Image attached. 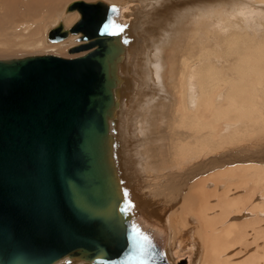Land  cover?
Wrapping results in <instances>:
<instances>
[{
  "label": "water",
  "instance_id": "water-1",
  "mask_svg": "<svg viewBox=\"0 0 264 264\" xmlns=\"http://www.w3.org/2000/svg\"><path fill=\"white\" fill-rule=\"evenodd\" d=\"M131 6L71 0L45 41L72 56L0 58V264H172L122 150Z\"/></svg>",
  "mask_w": 264,
  "mask_h": 264
},
{
  "label": "bare ground",
  "instance_id": "bare-ground-1",
  "mask_svg": "<svg viewBox=\"0 0 264 264\" xmlns=\"http://www.w3.org/2000/svg\"><path fill=\"white\" fill-rule=\"evenodd\" d=\"M105 1L117 4L132 3L131 12L136 19L132 24L135 37L133 43L125 51L124 57V73L131 77L132 88L131 93L120 101L122 124L119 126L122 150L141 213L149 219L151 225L155 226L161 235L165 234V252L171 263L177 264V258L182 257L184 263L195 264L198 257V264H212L211 261H217L214 264H264V249H260L259 244H256L254 252L240 263L231 262L227 258L229 255H225L224 252L233 244L244 243V238L247 233L249 235L250 231L252 236L253 232H256L255 235H258V232L261 233V230H257L263 224L261 223L263 220L261 221L259 217L264 218L262 217L264 215V163H261V160H264L262 152L264 146H257L258 149H254L259 144L258 142L262 143L264 140V4L255 9V11L259 10L263 18H259L260 15L258 17L255 11H247L237 6L233 9L234 12L229 13L215 9L210 15H205L208 17L198 18L201 23L195 26L196 31L200 29L202 32L198 40H194L197 36H191L192 27H187L185 35H179L181 30L176 34L177 37L172 42L171 48L175 47L178 50L180 45L183 46L182 40L179 42V37H184L187 45L186 51L179 58L177 82L176 78L175 81H171L172 70L166 76L168 85L171 82L175 85L172 93L175 96L178 94L179 98V108L171 109L170 120L172 119V122H168L170 126L174 124L173 129L177 130L169 134V137L177 136L176 141L171 139L168 142L172 143L171 165L165 164L164 161H155L148 150L151 162L154 165H162L165 170H168L158 175H162L161 182H159L161 184H159L152 173L154 165L149 162L144 165L141 163L143 161V155L140 153L142 141L138 135L137 125L139 122L142 123L145 133L147 127L148 130L152 129L153 125H155L153 128L156 127L154 122L160 121L161 116L163 118L165 111L171 107L167 104L171 96L168 90L166 92L157 83V87L147 83L145 53L148 38L146 35L153 37L159 31L164 17L168 16V21L176 19V15H180V20L186 18L185 16L193 9V11L196 10L198 0H189V6L186 3V7L179 5L174 9L168 7L167 1L157 0L151 10L152 13L149 11L150 2L148 1ZM261 1L264 2V0ZM62 9L55 15L50 26L56 22ZM196 12L207 14L199 9ZM77 17V12H68L62 16V22L68 26ZM160 39L159 46L151 55L153 58L149 56L152 61L150 71L156 82H158V77L153 66L156 63L159 64L158 56L160 57L162 52L160 44L167 38L163 36L162 42ZM72 44H74L73 36H68L61 42L48 45H51L52 49L57 50L63 47L66 50ZM56 50L45 53L72 56L67 55L66 52L65 55H60L59 50ZM156 58L157 61H155ZM170 61L173 64L174 59ZM162 75L164 78L165 75L161 74V77ZM159 107L160 109L166 108V110L160 112ZM223 127L225 130H221ZM157 128H154L156 132ZM163 137L162 134L161 136L156 134L153 137L151 135L148 142L154 147L153 144L155 142L158 144L157 141ZM187 137L190 138L186 139ZM252 147L253 149H250ZM246 150H251L247 157L244 155ZM229 163H233L235 168L230 169ZM172 165L175 166V170L171 169L174 168ZM216 166L224 171L221 175H219L220 172L214 173L215 170L212 173L209 172L212 179L216 180L214 183L198 181L191 185L186 195L184 191H181L179 182L184 183L189 177L201 176L202 172ZM178 170L184 174L181 181L177 178V183L173 175ZM164 172L165 174L170 172V180L168 174L163 175ZM246 172L247 175H244ZM177 174L180 175V173ZM221 178L225 182L220 185L219 179ZM157 184L161 186L157 188ZM250 184L251 187L248 186ZM217 186H220V189H217ZM207 187L213 190L207 191ZM163 191L168 196L170 195L169 198L172 201H178L180 194H183V198L180 199L181 211L178 210L182 219L176 216L178 219L176 223L178 222L182 228L178 229V232L170 228L169 217V211L176 206V203L173 202L171 206H167V200L170 201V199L165 198ZM259 193L262 196L254 199ZM212 196H216V200L210 204L211 199L209 198ZM241 213L249 214L251 219L244 221L245 217H249ZM189 214L192 215V221L188 219ZM188 222L197 226V233L194 228L187 225ZM161 235L157 237L156 243L162 239ZM220 250L222 256L219 254ZM212 258L213 260H210ZM75 264L83 263L78 261Z\"/></svg>",
  "mask_w": 264,
  "mask_h": 264
},
{
  "label": "rangeland",
  "instance_id": "rangeland-1",
  "mask_svg": "<svg viewBox=\"0 0 264 264\" xmlns=\"http://www.w3.org/2000/svg\"><path fill=\"white\" fill-rule=\"evenodd\" d=\"M67 1H69V0H0V57L4 58V57L22 56L25 54H33V53L54 52V50H56V49L50 48L51 45H48L45 42V33H46V30L49 28V26L53 23V19H54L55 15L62 9L63 5ZM114 1L120 2L123 0H114ZM142 1L150 2L149 11L152 13L151 10L153 9V6L156 3L155 1H157V0H142ZM151 1H152V3H151ZM165 1L168 2V7H171V9H174L175 7H177L179 5H181L183 7H184V5L186 7L187 4H188V6L190 5V3H188L189 0H165ZM263 4H264V2H262L261 0H215V1L206 0L204 2H203V0H198L197 5L195 6L196 10L193 11L194 10L193 9L188 15L185 16L186 18L180 20V17H179L180 15H176L177 16L176 19L168 21V18H167L168 16L164 17L163 20L161 21L160 26H159V29H158L159 31H157L153 35V37H151V36L149 37L148 35H146L148 38V43H149V44L147 43V49H146V53H145L146 58H147L146 69L148 72L147 83L151 84L152 86L154 85V87L156 86V83H157L163 89H165L166 92L168 90V93L171 96V100L170 101L168 100L167 104L169 106L171 105V107L169 110L168 109L166 110V108L160 109V107H159L160 112L161 111L164 112V110H166L164 113L165 116L163 118L161 116L160 121L156 120L154 122L156 124V127H154V128L158 127L157 129L160 131L157 130V132H156V130L153 128V126H155V125L151 126L152 125L151 124L150 126L152 127V129L148 130V127H147V131L145 133L143 128H142V123L140 124V122L138 121L139 123L137 125L138 126L137 130H138L139 138L142 141L140 153H141V155H143V161H141V163L143 165L145 163L147 164L148 162L151 163L152 165H154L150 160L148 150L150 151V154L153 156L155 161H157V162L158 161H164L165 164L168 163L169 165H171L170 159L172 158V155H173V151L171 149L172 143H168V142L171 139L173 141L174 140L176 141L177 136H170L169 137V134L171 133V131L175 132L177 130H176V128L173 129V127H175L174 124L172 126H170V124L168 122H170V121L172 122V119L170 120L171 113H172L171 109H173V107L177 108V109L179 108L178 107L179 98H178V94H177V96H175L172 93V89L174 88L175 85L173 82H171L173 84L170 83L168 85L167 80H166V76H168L169 71L172 70L171 71V75H172L171 81H175V78H176V82H177V79L179 78V76L177 75L179 58L186 51V45H187L184 37H179V42H180V40H182L181 42L183 43V46L180 45L178 47V50L175 47L171 48L173 45L172 42L174 41L175 37H177L176 34L178 32H180V30H181L179 35H185V31L188 30L187 27H189V28L192 27L193 32H192L191 36H197L196 39L194 37V40H198L199 37L202 35V32L200 31V29H197V31H196V27H195L196 25H199V23H201L198 19L199 17L206 18L208 16H205V15H210L211 13H213L215 11V9H217V10L220 9L221 11H225L226 13L234 12L233 9H236L235 8L236 6L240 7L241 9L247 10V11L251 10L253 12V11H255L256 7H258L259 5L263 6ZM171 9H170V11H171ZM198 9L201 10L202 13L207 12V14H197L196 11H198ZM179 12H181V10ZM255 12H256V14H258V17L260 15L259 18L262 17L259 10H256ZM253 15H254V13H253ZM150 16H151V14H150ZM191 22H195V23H191ZM198 30L200 32H198ZM163 32H164V34H162ZM162 35L166 36V38H167V40L165 42H162V40H161L163 38ZM159 39L162 42V44H160L161 45L160 51H162V52L160 53L161 54L160 57L158 56V61H157V58L155 59V61L159 62V64L156 63L158 66L156 64H154V66H153V67H155V70L157 72V77H158V82H156V80L153 78V75L151 74V71H150L151 67H152V65H151L152 61L150 60L149 56H151L152 53L155 52V50L159 46ZM190 39H192V38L190 37ZM56 51H58V53L60 55H65V48H63V47L57 48ZM193 51H194V49H193ZM186 55H188V53ZM172 58L174 59L173 64L170 61ZM160 61H161V63H160ZM161 74H164L165 77L163 78V75L161 77ZM154 91H155V88H154ZM175 102H176V105H174ZM144 112H145V109H144ZM139 124H140V127H139ZM167 126L169 128H167ZM153 130H154V132H153ZM221 130H225V128L223 127ZM160 132L162 135H164V137L162 138L163 140L159 139L157 141L158 144L155 142L156 144L154 143L153 144L154 147H152L151 146L152 144L150 145L148 140L151 138V135H152V137L156 134H158V136L159 135L161 136ZM188 138H190V137H187L186 139H188ZM258 143L259 144L256 145L254 147V149H258L257 146H262V147L264 146V140L262 143L261 142H258ZM148 144L150 146H148ZM158 146H160V147L158 148ZM262 147H260V148H262ZM250 149H253V147ZM250 151L251 150H246V152H244V155L247 157V155ZM158 152H159V154H158ZM262 152L264 153V151H262ZM177 161H179V159H177ZM200 161H203V160H200ZM244 161L247 162V160H244ZM261 163H264V160H261ZM189 165H187V166H189ZM243 165H245V164H243ZM172 167H174V168H171L172 170L176 169L175 166L172 165ZM228 167H231L230 169L235 168L233 163H229ZM228 167H227V169H229ZM242 167H248V166H242ZM220 168H219V166H216L215 168H212L210 170L207 169L206 171L202 172L201 176H194L193 178L189 177L187 179V181H185L184 183H183V181L181 183L179 182V186L181 187V191H184L185 195H186V193L189 191L191 185L195 184L198 181L214 183L216 180L212 179V175L210 173H212L215 170L214 173L218 174L220 172L219 175H221V173H223L224 170H222ZM153 169L154 170H152V173L155 176L156 180H158V183L161 182L160 178L162 175H160V176H158V175L161 174L162 171H168V170H165L164 166H162V165H154ZM179 171L180 170H178L177 173H180V175L177 173L173 175V178L175 179V181L177 183H178L177 178H179V180L181 181V177H183L182 175L184 174V173H182L183 172L182 169H181L182 172L181 171L179 172ZM166 174H168V179H169L170 172H167ZM166 174H165V172L163 173V175H166ZM244 175H247V172L244 173ZM224 182L225 181H223L222 178L219 179L220 185L223 184ZM159 184H161V183H159ZM163 185L164 184H162V186ZM158 186H161V185L157 184V188H158ZM248 186L251 187V184ZM160 189L162 190V188H160ZM217 189H220V186H217ZM206 190L212 191L213 189L210 187H207ZM238 191L240 192L241 190H238ZM163 195L165 196V198L170 197V195L168 196L167 194H165V192L163 193ZM257 196L260 197L262 195H261V193H259L258 195L255 196L254 199H256ZM181 198H183V194H180L178 201H172L170 198H169L170 201L167 200L168 201L167 206H171L173 202L176 203V206H174L173 209L169 211V214H170L169 217H170V221H171L170 228L174 232H178L179 230L182 229L181 226L178 225V222L176 223V219H177L176 216H178L179 219H182L181 214L178 213V210H180V206L182 204V202H180ZM209 199H211L209 201V203L211 204L214 200H216V196H212ZM261 199H262V197H261ZM263 201H264V198H263ZM263 205H264V202H263ZM263 213H264V210H263ZM241 214L247 215V217L250 216L247 213H241ZM254 217H258V216H254ZM262 217H264V215ZM188 219L189 220L192 219L191 214L188 215ZM231 219H233L232 216H231ZM248 219H251V218L245 217L244 221H246ZM259 219H261V221L262 220L264 221V218L259 217ZM263 221L261 222V223H263V224H261L262 227L257 228V230H261V233L258 232V235L257 234L255 235L256 232H253L254 234L252 236L250 234L251 233V231H250L249 235L247 233V235H246L247 237L245 236L244 243L233 244V245H231L232 248L230 247L231 249L228 248V250L226 249L224 251L226 253V254L224 253L225 255H229L227 258L231 262H236V261H237L236 263L244 262L254 252L253 250H255L256 244H259L258 247L260 249H262V250L264 249V222ZM240 222H241V220H240ZM187 225L194 228V230L197 233V229H196L197 226L192 225L189 222L187 223ZM252 237L254 240L252 239ZM227 251H228V253H227ZM219 254L222 256L221 250H220ZM201 257H200V260H201ZM210 260H213V258ZM198 262H199V259L197 257L195 264H198ZM211 262H212V264H214L217 261H211ZM223 264H225V263H223Z\"/></svg>",
  "mask_w": 264,
  "mask_h": 264
},
{
  "label": "snow or ice",
  "instance_id": "snow-or-ice-1",
  "mask_svg": "<svg viewBox=\"0 0 264 264\" xmlns=\"http://www.w3.org/2000/svg\"><path fill=\"white\" fill-rule=\"evenodd\" d=\"M105 28H107L108 27V24H105V26H104Z\"/></svg>",
  "mask_w": 264,
  "mask_h": 264
}]
</instances>
